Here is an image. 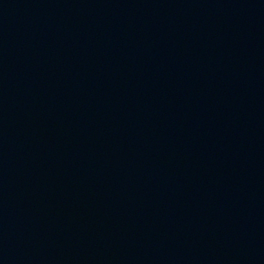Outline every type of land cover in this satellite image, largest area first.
<instances>
[{
    "label": "water",
    "instance_id": "obj_1",
    "mask_svg": "<svg viewBox=\"0 0 264 264\" xmlns=\"http://www.w3.org/2000/svg\"><path fill=\"white\" fill-rule=\"evenodd\" d=\"M0 264H264V0H0Z\"/></svg>",
    "mask_w": 264,
    "mask_h": 264
}]
</instances>
